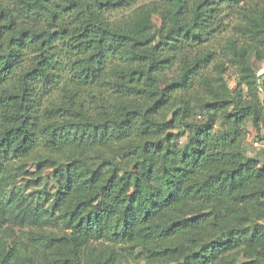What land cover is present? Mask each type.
<instances>
[{
    "label": "trees",
    "instance_id": "16d2710c",
    "mask_svg": "<svg viewBox=\"0 0 264 264\" xmlns=\"http://www.w3.org/2000/svg\"><path fill=\"white\" fill-rule=\"evenodd\" d=\"M134 3L0 0V264H264V0Z\"/></svg>",
    "mask_w": 264,
    "mask_h": 264
},
{
    "label": "rangeland",
    "instance_id": "374dc122",
    "mask_svg": "<svg viewBox=\"0 0 264 264\" xmlns=\"http://www.w3.org/2000/svg\"><path fill=\"white\" fill-rule=\"evenodd\" d=\"M157 0H135L134 5L116 9L115 11H112L108 14V19L110 21H121L125 18L129 17L134 9H136L138 6L152 2ZM259 1V0H256ZM240 19L236 15V12H228L224 13L223 15V27L220 29L218 33L215 34V39L212 42V47L214 48L216 52V56L214 57V61L221 60L224 61L226 66L225 76L229 83H233L235 79L237 78V69L236 67H232L225 58V52H224V43L227 38L231 36H235V30L233 26L239 22ZM213 63V62H212ZM210 64L208 66V72L210 74H214L213 71V64ZM252 63L257 69V73L264 71V60L258 62L252 59ZM259 82L264 83V72L259 76L258 78ZM203 118L197 117L196 122L202 123ZM246 135L244 140V153L248 156H255L258 157L260 160H264V128H261L259 135L257 136L256 133L251 129V125L249 123L246 124ZM260 137V138H259ZM183 140V139H182ZM30 171H35L34 169ZM36 176V173L33 175L27 174L23 177H19L17 181L12 186V190H23L25 193L30 191H51L53 188V182L51 178L46 175L45 177L41 178V183L39 186H35L32 184V178ZM120 264H146L144 260L138 255L133 256L131 258L130 256L125 260L124 258L120 262Z\"/></svg>",
    "mask_w": 264,
    "mask_h": 264
},
{
    "label": "water",
    "instance_id": "95a60500",
    "mask_svg": "<svg viewBox=\"0 0 264 264\" xmlns=\"http://www.w3.org/2000/svg\"><path fill=\"white\" fill-rule=\"evenodd\" d=\"M263 72H264V71L257 73V79L259 78V76H260Z\"/></svg>",
    "mask_w": 264,
    "mask_h": 264
}]
</instances>
